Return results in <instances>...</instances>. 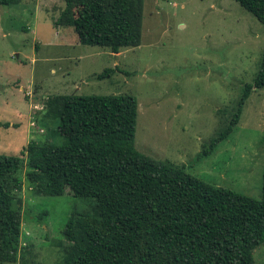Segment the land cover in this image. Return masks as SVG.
I'll list each match as a JSON object with an SVG mask.
<instances>
[{
  "label": "rangeland",
  "instance_id": "obj_1",
  "mask_svg": "<svg viewBox=\"0 0 264 264\" xmlns=\"http://www.w3.org/2000/svg\"><path fill=\"white\" fill-rule=\"evenodd\" d=\"M65 6V0L0 4V155L26 162L29 142H64L59 120L44 117L50 96L133 94L139 151L212 185L262 196L264 88L247 99L231 135L204 154L260 70L264 24L254 14L236 0H143L141 44L116 54L79 42L73 26L56 25ZM26 169L15 191L26 253L7 264H63L68 219L74 211L93 212L95 200L69 190L37 194ZM254 257L264 264V245Z\"/></svg>",
  "mask_w": 264,
  "mask_h": 264
},
{
  "label": "trees",
  "instance_id": "obj_2",
  "mask_svg": "<svg viewBox=\"0 0 264 264\" xmlns=\"http://www.w3.org/2000/svg\"><path fill=\"white\" fill-rule=\"evenodd\" d=\"M65 1L55 23L73 26L79 42L116 54L141 44L143 0ZM236 1L264 24V0ZM260 88L264 53L254 82L245 84L230 121L204 144V154L231 135L247 99ZM46 106L44 117L59 120L64 142H29L26 162L22 155H0V264L17 263L26 253L22 199L15 193L24 184L18 174L25 166L37 194L69 190L95 200L93 212L70 215L63 264H256L254 252L264 245V175L256 198L139 151L133 94H58Z\"/></svg>",
  "mask_w": 264,
  "mask_h": 264
},
{
  "label": "built area",
  "instance_id": "obj_3",
  "mask_svg": "<svg viewBox=\"0 0 264 264\" xmlns=\"http://www.w3.org/2000/svg\"><path fill=\"white\" fill-rule=\"evenodd\" d=\"M35 107H37V105H35ZM31 125H34V123H33V122H31Z\"/></svg>",
  "mask_w": 264,
  "mask_h": 264
}]
</instances>
